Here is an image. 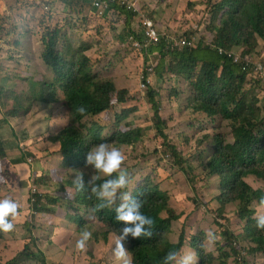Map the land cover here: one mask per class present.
I'll use <instances>...</instances> for the list:
<instances>
[{
  "label": "trees",
  "instance_id": "obj_1",
  "mask_svg": "<svg viewBox=\"0 0 264 264\" xmlns=\"http://www.w3.org/2000/svg\"><path fill=\"white\" fill-rule=\"evenodd\" d=\"M49 1L52 0H36L34 5L46 3L38 7L41 13L49 14L48 20L51 21L53 15L47 13L51 12V6L47 3ZM66 1L69 3V0ZM87 1L91 5L92 0ZM187 1L189 5L193 4L192 0ZM45 6L48 10H45ZM202 6L208 16L206 30L195 47L168 48V38L160 35L158 43L149 48L142 46L140 51L144 54V66H148L143 74L146 79L154 75L159 81L173 78L175 82L182 80L186 83L181 85L180 92H175V87L172 92L176 99L186 96L185 113L189 116L186 120H191L192 127L196 121L203 123L207 134L205 138L197 141V147H179V143H173L167 131L170 123L174 125L179 118L169 120L162 117V96L152 83L147 84L144 93L152 113V124L164 148L171 153L175 165L197 193L198 184H204L206 189L216 186L211 201L204 205L209 212H217V220H225L227 226L216 221L223 232L216 242L214 252L208 251L207 238L203 232L191 234L189 242L186 224L181 223L182 217L172 205V189L166 186V182L159 183L149 175L133 177L128 169L123 170L127 173L129 183L120 191L141 200L142 213L154 222L151 237L133 238L129 235L122 241L128 250L127 259L130 264H162L163 257L169 251H175L181 257L193 253L195 264H229L231 260H234V264H247L248 257L264 253V229L256 227V218L264 216V106L256 93L257 88L264 91V64L260 62L264 55V0H202ZM140 10L153 19L148 7L143 6ZM111 11L123 16L129 34L141 40L144 45L142 32L145 27L142 25V32L132 31L136 13L117 6H113ZM5 12L6 6L0 0V40L12 36L16 38L17 44L18 34L10 29L14 24L6 26ZM40 43L43 46L39 57L42 67L36 68L37 73H33L34 76H40L39 80L32 75L28 76L30 78L10 77L8 86H0V128H9L14 139L16 135L9 124L10 120L17 119L22 114L38 112L37 108L41 104L52 110L58 109L60 103L64 105L66 114L53 127L47 141L59 146L51 152L59 156L61 170L67 172L66 177L80 171L86 186L83 191H77L73 184V191L68 194L62 184L63 195L68 197L75 211L92 216L102 226L101 232L107 241L109 236H118L126 226L115 219V208L121 201L118 198L115 205L102 209L98 207L102 201L96 199L87 185L91 172L85 163L86 155L99 143L118 149L133 148L138 144L145 129L135 125L131 117L138 110L133 105L136 96L128 89L116 88L112 78L94 73V64L87 55L92 45L84 40L74 44L63 27H46L40 36ZM261 43L263 46L259 49ZM217 47L238 51L242 60L235 63L233 59L220 55ZM1 56L0 53V58ZM151 57L155 59V63L149 66ZM259 64L263 66V70L259 69ZM2 71L5 70L0 65V74ZM31 82L34 87L28 93L25 88ZM85 119H90V123L84 125ZM218 122L220 124L217 125ZM227 122L233 130L234 143H229L219 133V127ZM191 126L188 122L190 130L193 129ZM48 129L46 125L47 132ZM25 139L26 136L23 137L24 141ZM7 142L8 138L4 139L0 135V188L5 187L8 182L10 164L22 165L26 155L32 156L31 151L27 154L24 151L12 154L17 149ZM206 142L210 147H203ZM59 173L61 172L53 168L47 178L31 174V211L46 215L50 213L49 204H58L59 197L49 195H46V203L43 204L39 187L48 180L56 182L64 179ZM116 175L118 173H114L112 177H100L95 183L99 185ZM257 184L262 186L255 187ZM193 201L198 204L197 200ZM230 206H235L234 216L238 219L240 231H236L234 225L231 226V216L228 213ZM23 216L19 211L12 222L20 221ZM70 220L79 234L83 231L90 232L85 227L82 215L76 213ZM177 222L181 223V228L179 237L174 242L172 234ZM23 226L30 237L24 240L19 254L6 264H48L45 253L32 235L31 223L26 222ZM97 236L98 233L93 234L96 239ZM172 264H178V261H173Z\"/></svg>",
  "mask_w": 264,
  "mask_h": 264
},
{
  "label": "rangeland",
  "instance_id": "obj_2",
  "mask_svg": "<svg viewBox=\"0 0 264 264\" xmlns=\"http://www.w3.org/2000/svg\"><path fill=\"white\" fill-rule=\"evenodd\" d=\"M28 1L27 4L22 3L21 6H25L23 11L37 10L34 13L28 12L31 18L27 22L25 21L26 23L23 21L22 24L25 28L29 27L28 37L24 35L25 38L20 39L17 36V40H20L17 44H15L16 38L14 39L12 36L4 38L3 41L0 40L2 43L6 41L3 45L5 47L0 48L2 54L0 65L6 71H2L0 74V86H8L10 77L30 78L28 76L33 72L25 70L28 64H32L36 60L27 51L33 49L37 52L40 47L43 50V46L39 42L46 27L54 28L57 25L63 27L64 32L69 35L74 44L82 40L88 41L92 48L87 52V55L94 64V73L105 78H112L116 88L128 89L135 94L136 101L133 105L138 110L131 117L135 125L145 129L137 145L133 148L119 149L125 157L121 170L128 169L133 177L149 175L159 183L165 181L166 186L172 189V205L181 215V223L186 224V236L189 242L191 234L203 232L207 238L208 251H216V242L221 238L220 234L223 232L216 221H221V225L227 226L226 221L217 220L219 218L218 213L209 212L204 205V203L211 201L216 186L206 189L204 184H198L199 193H197L196 189L189 184L184 173L175 165L171 153L164 148L162 140L152 124V113L145 97V88H142V77L148 66H144L143 52L132 44V40L137 38H133L128 29L125 28L126 22L123 16L116 11L99 15L92 9L87 0H69V3H66V0H52L47 2L51 6V12L47 13L53 15L50 21L48 20L49 14L41 13L38 3L36 6L34 5L36 0ZM192 3L189 5L187 0H138L139 8L145 6L152 11L153 23L161 36L167 38L189 37L198 44L205 33V23L208 16L202 6V0H192ZM122 9L125 10V8ZM4 16L6 26L16 21V18H21V14L18 13L17 16V12L11 8L6 9ZM142 18L143 13L139 9L132 25L134 33L142 32ZM19 22L22 23L20 20ZM19 27V24H14L10 29L15 30L19 35ZM32 33L34 36L31 35ZM142 37L144 39L143 35ZM262 46L263 43L259 49ZM260 62L264 64V55ZM153 63H155V59L149 58V66ZM150 83L161 93L162 117L169 120H173L175 117L179 118L174 125L172 122L170 123L167 131L172 142L179 143V147H197V141L207 135L205 134V125L196 121L197 123L192 127L191 120H186L189 117L185 113L184 97L186 96H180L179 99H176L172 92L173 87H175V92H180L181 85L186 83L182 80L175 82L173 78L171 80L165 78V80L159 81L154 75L150 77ZM252 84L257 86L255 82ZM33 87V82H31L30 86L25 89L30 93ZM256 93L262 101V106H264V91L262 88H257ZM37 111L28 115L22 114L19 118L11 120L12 122L9 124L13 127L16 135L14 139L8 131L9 128H0L3 130L0 135L4 139L8 138V141H13V148L17 149L12 154L15 152L20 154L23 151L26 154L28 151L32 153V156L26 155L24 157L25 163L22 165L10 164L7 172L8 182L5 187L0 188V199L6 196L15 200L20 206L18 212L21 211L24 214L23 219L14 223L15 227L12 231L7 233L0 231V264H6L23 249L24 240L29 236L28 230L23 226L26 222L31 223L32 235L36 239L38 247L45 253L48 264H121L122 261H117L112 251L115 247V237L109 236L106 241L103 232H101L102 226L92 216L81 211H75L71 206V201L63 195L62 184L65 185V193L71 194L73 178L76 174L66 177L67 172H62L59 156L51 152L58 149L59 146L49 144L47 138L53 127L65 116V109L60 104L55 110L45 108L41 104ZM90 121V119H85L84 125L89 124ZM187 121L193 128L192 130L188 127ZM1 122L0 119V124ZM228 124V122L223 123L219 127L222 132L219 131V133L226 137L229 143H234L233 130ZM46 125L49 128L48 132ZM44 132L47 133L44 134ZM24 136H26L25 141L23 140ZM187 138H189L188 141ZM203 147H210V144L206 142ZM53 168L61 172L59 174L64 179L56 182L48 180V182L41 184L39 192L43 195V204L46 203V195L59 197L58 204H49L50 213L46 215L35 210L31 211L33 207L29 203L33 181L31 174L35 173L37 177L44 175L47 178ZM89 170L91 176L105 177L103 173L96 172L90 165ZM167 179L169 180L167 181ZM254 186L260 187L262 184ZM194 199L198 201V204L194 203ZM235 210V206L228 208L231 226L234 225L236 231H240L238 219L234 216ZM76 213L83 216L85 227L92 233V238L87 242L84 251L75 248V242L80 234L77 232L76 226L71 223L70 217ZM181 223L177 222L174 225L172 234L174 242L179 237ZM95 233H98L97 239L93 237ZM24 264L37 263L27 262ZM229 264H234V260H231ZM247 264H264V253L248 257Z\"/></svg>",
  "mask_w": 264,
  "mask_h": 264
},
{
  "label": "clouds",
  "instance_id": "obj_3",
  "mask_svg": "<svg viewBox=\"0 0 264 264\" xmlns=\"http://www.w3.org/2000/svg\"><path fill=\"white\" fill-rule=\"evenodd\" d=\"M219 48L224 49L217 47L218 51ZM233 52L239 54L238 51ZM80 111H83V109H80ZM124 159V155L118 148H110L106 143H99L88 151L85 163L86 166H92L96 172L103 173L107 177H112L114 173H118L114 178L106 179L99 185L95 182L100 179V176L92 175L87 181V185L90 187V191L96 199L102 201L98 206L101 209L115 205L117 199H120L121 202L115 208V219L116 221L123 222L126 226L115 237V247L112 251L117 261H122L123 264H130L127 259L128 250L125 249L122 241L129 235L133 238H141L142 236L151 237L153 235L151 229L154 222L152 218L142 213L143 202L141 200L133 198L127 192L122 193L120 191L126 188L129 183L127 173L121 170ZM73 184L77 191H83L85 189L86 183L82 172H77L73 178ZM19 207L18 202L11 198L6 197L0 199V231L7 233L14 229L15 225L12 221L18 215ZM256 221V227L264 229V216L257 217ZM91 236V232L83 231L75 242V248L79 251H84ZM173 261H178V264H195V255L189 253L181 257L179 253L169 251L163 257L162 264H172Z\"/></svg>",
  "mask_w": 264,
  "mask_h": 264
},
{
  "label": "built area",
  "instance_id": "obj_4",
  "mask_svg": "<svg viewBox=\"0 0 264 264\" xmlns=\"http://www.w3.org/2000/svg\"><path fill=\"white\" fill-rule=\"evenodd\" d=\"M92 9L95 10L99 15H103L105 13L110 12L113 6L125 8L129 11H132L133 13L139 12V5L138 0H92L91 3ZM45 10H48V7L45 6ZM143 13V12H142ZM144 27V32L146 35L145 44L142 45L138 39H133L132 44L137 48L140 49L142 46L145 48H148L152 46L153 44H156L160 41V34L158 30L156 29L155 24L153 21L145 16L143 13L142 23ZM168 48L171 47V49H181V47H195L196 44L194 41H192L190 38L181 37H168ZM220 54L227 56L230 59H233L235 63H239L241 59V55L237 52L233 51H226L225 49L219 48ZM259 69L263 70V66L259 64ZM147 84H150V79L145 76L142 77V88L147 87ZM264 85V82H263Z\"/></svg>",
  "mask_w": 264,
  "mask_h": 264
},
{
  "label": "crops",
  "instance_id": "obj_5",
  "mask_svg": "<svg viewBox=\"0 0 264 264\" xmlns=\"http://www.w3.org/2000/svg\"><path fill=\"white\" fill-rule=\"evenodd\" d=\"M29 1L28 0H3V3L5 4V6H6V9H8V8H11L12 10H15L16 12H17V16H18V13L19 14H21V18H16V21H13V23L12 24H16V25H22L25 21L27 22L31 17H30V13H28V12H31V13H34L35 11L37 12V10H35V9H28V10H30V11H23V10H25L24 9V7L25 6H21L22 5V3H28ZM39 5H41V6H43L44 4L42 3V2H39L38 3ZM22 12H24V13H22ZM19 20L22 22V23H20L19 22ZM24 21V22H23ZM19 22V23H18ZM25 22V23H26ZM23 29V28H22ZM26 29L27 30H29V27H26ZM20 33H22V31H20ZM32 36H34V34L32 33L31 34ZM25 37H28V35H26ZM24 36H21L20 37V39H23V38H25ZM1 38V37H0ZM20 41V40H19ZM5 42L6 41H4L3 43L2 42H0L1 44H0V48H4L5 46H3V45H5ZM39 42V41H38ZM40 43V42H39ZM7 50H9V49H7ZM42 51V47H40L39 49H38V51L36 52V51H34L33 49H29L27 52H30L31 53V55H32V57H33V59L34 60H36V61H34V63H32V64H28V66L26 67V70L25 71H34L36 68H41L42 67V64H41V62L39 61V59H38V57L40 56L39 54H40V52ZM37 56V57H36ZM24 71V72H25ZM10 122H12L11 120L9 121V123ZM13 128V127H12ZM3 130H1V132H2ZM7 143H12L11 141H8ZM13 144V143H12ZM258 185V184H257Z\"/></svg>",
  "mask_w": 264,
  "mask_h": 264
},
{
  "label": "bare ground",
  "instance_id": "obj_6",
  "mask_svg": "<svg viewBox=\"0 0 264 264\" xmlns=\"http://www.w3.org/2000/svg\"><path fill=\"white\" fill-rule=\"evenodd\" d=\"M23 28V29H22ZM20 31H22V33H20ZM27 33H29V31L25 28V26H22V25H20V27H19V38L21 37V36H24V35H27ZM160 34V33H159ZM143 36H144V40H146V35H145V32H143ZM153 45H155V44H153ZM149 48V47H148ZM140 50V49H139ZM37 69H35L34 71H31V72H33V73H37V71H36ZM32 75V77H35L36 78V80L40 77L38 74H35V76H34V74H31ZM60 105H62V107L65 109V107H64V105L63 104H61L60 103ZM65 111H66V109H65Z\"/></svg>",
  "mask_w": 264,
  "mask_h": 264
}]
</instances>
